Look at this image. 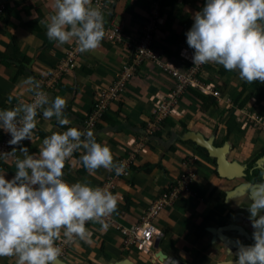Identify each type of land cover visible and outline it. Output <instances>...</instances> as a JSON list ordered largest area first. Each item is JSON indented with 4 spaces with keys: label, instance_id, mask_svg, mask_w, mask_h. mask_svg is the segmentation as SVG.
Instances as JSON below:
<instances>
[{
    "label": "crops",
    "instance_id": "1",
    "mask_svg": "<svg viewBox=\"0 0 264 264\" xmlns=\"http://www.w3.org/2000/svg\"><path fill=\"white\" fill-rule=\"evenodd\" d=\"M110 1L113 17L123 26V42L113 44L102 40L94 51L79 50L81 56L75 70L65 74L59 86L49 90L45 82L76 42L57 45L47 38L41 21L52 14V0H0V5L6 7L0 18V109L33 99V93L23 85L31 76L50 97L59 95L67 101L64 116L71 121L60 126L55 117L45 119L41 112L36 117L31 141L24 140L14 148L17 158H22L20 147L38 155L42 139L51 132H62L68 127L83 129L96 95L114 83L123 64L129 61L140 32L151 20L156 23L159 16L163 20L153 41L156 52L183 69L190 66L183 57L193 54L185 34L193 24V14L203 8L205 0ZM206 67L204 82L215 83L224 102L208 95L217 104L203 107V101L186 93L179 99L185 113L156 125L154 135L148 137L147 130L153 124L150 98L172 90L176 80L146 61L93 130L96 141L110 147L116 164L132 150L128 146L130 141L149 138V148L137 155L130 177L119 176L111 190L118 194V205L109 216L115 224L126 228L138 224L150 205L176 183L185 171L183 165L187 160L197 158L193 164L195 179L191 193L182 194L154 220L162 235L151 253L146 255L135 247L125 250L115 226L105 221L106 227L89 221L88 237L74 238L57 264H177L175 261L235 264L236 242L253 243L248 211L251 201L247 193L249 185L256 182V177L250 178L249 173L257 169L264 171V127L251 126L249 119L255 112L264 117V95L258 92L264 83H247L239 78L237 71H227L216 63H207ZM227 99L233 101V107L226 106ZM234 119L237 125L232 123ZM5 135L0 130V140ZM204 142H210L215 150L211 152L203 147ZM257 143H261V148ZM198 147L207 153L200 152ZM226 147L230 151L222 152ZM82 154L83 149H79L75 158L65 165L64 179L68 183L87 181L93 187L105 188L115 176V170L100 168L89 174L81 164ZM226 156L228 161L224 164L221 157ZM236 162L245 170L239 172ZM252 164L255 165L250 171ZM0 171L6 173V179H11L16 171L15 160L0 159ZM15 261V257H0V264H15Z\"/></svg>",
    "mask_w": 264,
    "mask_h": 264
},
{
    "label": "clouds",
    "instance_id": "2",
    "mask_svg": "<svg viewBox=\"0 0 264 264\" xmlns=\"http://www.w3.org/2000/svg\"><path fill=\"white\" fill-rule=\"evenodd\" d=\"M111 5L109 0L106 17L113 16ZM51 8L52 14L41 21L50 41L57 45L75 41L81 52L94 51L106 41L103 13L93 7L92 0H52ZM185 35L193 64L216 63L237 71L247 83H264V0H205ZM122 42L123 37L118 43ZM23 85L33 93L32 101L0 109V130L11 137L8 144L12 146L31 141L41 112L45 119L55 117L60 126L71 123L64 116L67 101L63 97H50L31 76ZM190 89L187 93L195 97ZM79 149L89 174L100 168L122 173L124 166L114 163L110 147L98 143L92 131L77 127L45 136L38 155L20 147L22 158L15 160L11 179L0 171V257H15V264H57L62 249L56 242L62 236L65 242L84 240L89 235L87 222L104 225V219L116 211L118 194L87 181L64 179L66 161ZM7 155L0 152V157ZM247 197L253 243L236 242L235 264H264V182L249 185Z\"/></svg>",
    "mask_w": 264,
    "mask_h": 264
},
{
    "label": "built area",
    "instance_id": "3",
    "mask_svg": "<svg viewBox=\"0 0 264 264\" xmlns=\"http://www.w3.org/2000/svg\"><path fill=\"white\" fill-rule=\"evenodd\" d=\"M92 5L93 7L101 10L104 16L105 36L103 39L109 40L114 44L120 42L122 40V25L118 23L113 16H105L106 8H109V0H92ZM5 11L6 8L1 5L0 18L4 15ZM156 14L157 16L160 15L158 6ZM152 21L153 20L145 24L138 43L133 45V52L129 61L123 64L122 69L117 75L114 83L105 89H101L96 95L93 109L91 110L87 121L84 123L86 128H95L100 118H102L109 110L111 103L119 100L121 93L126 90L127 84L135 77L140 65L146 61L154 63L163 71L172 75L176 80L175 86L172 90H169L164 94L158 93L150 98V101L153 103V124H151L147 130L148 137L154 135L156 125L164 123L169 118L180 117L185 113L179 105V99L182 95L187 93L190 88H196L203 94L215 96L218 102H224L222 93L218 88H216L217 86L213 82L205 83L203 78L197 72L198 68L203 66V64H193L192 56L185 55L186 59L190 62V66L187 69H183L170 61H165L156 52L153 47V41L159 26L163 24V20L159 16L156 23H152ZM78 55L79 48L75 45L74 48L67 51L65 58L56 67V69L52 71L51 77L45 82L44 86L49 90L59 86L63 76L76 67ZM45 92L48 93L47 90ZM227 100L228 102L226 106L233 107V101L230 99ZM249 124L251 126L258 125L260 127H264V117L256 114L255 112L250 115ZM148 137H143L139 140H132L128 143V146L131 147L132 150L128 153V156L126 155V157L120 161V164L124 166V169L120 175H117L115 172V176L110 178L106 183V189L109 191L113 190L114 181L119 176L130 177L133 166L132 164L135 162L137 155L142 152L146 153L149 148ZM10 138L11 137L6 134L4 138L0 140V152L8 153L7 156L0 157L2 160L10 158L16 160L18 157L16 151L14 150L16 146L8 144V140ZM78 151L79 150L76 152ZM73 156L66 161V164L72 160ZM196 160L197 158H192L184 163L183 166L185 171L181 174L176 183L171 185L169 189L162 193L150 205L146 214L141 218V221L138 224L126 228L120 224H115L114 220L111 219L110 216L104 219L106 223L115 226L116 230L121 234L123 238V248L125 250L135 247L146 255L151 253L158 237L162 235L161 231L155 225L154 220L166 208L172 207L182 194L191 193V184L195 179L193 164ZM73 241L74 239L71 242H65V238L61 237V240L57 243V245L62 249L60 258L65 256L69 244L73 243Z\"/></svg>",
    "mask_w": 264,
    "mask_h": 264
},
{
    "label": "trees",
    "instance_id": "4",
    "mask_svg": "<svg viewBox=\"0 0 264 264\" xmlns=\"http://www.w3.org/2000/svg\"><path fill=\"white\" fill-rule=\"evenodd\" d=\"M106 42H111V41L106 40ZM111 43H112V42H111ZM80 56H81V54L78 55V59H77V61L79 60V57H80ZM75 68H76V67H75ZM75 68H74L72 71H74ZM72 71H70V72H72ZM70 72H67V74H69ZM136 73H137V72H136ZM135 75H136V74H135ZM190 90H191V92L195 95V98H197V99L203 101V102H202V104H203L202 106H203V107L217 104V101H216V99H215L213 96L204 95V94L201 93L200 91H196V90L193 89V88H191ZM258 92H260L261 96H263V95H264V88H259V89H258ZM232 123H233L234 125H237V122H236L235 119L232 120ZM230 127H231V125H229V128H230ZM229 133H230V131H229ZM225 140H227V139H225ZM197 149H198L200 152H206V153H207V150H205V149H203V148H201V147H198ZM256 161H257V160H256ZM253 165H255V164H252V167H250V171L253 170V168H254ZM263 175H264V171H263L262 169H257L256 172L252 171V173H251V172L249 173L250 178H254V177H256V179H255L256 182H264V176H263Z\"/></svg>",
    "mask_w": 264,
    "mask_h": 264
},
{
    "label": "water",
    "instance_id": "5",
    "mask_svg": "<svg viewBox=\"0 0 264 264\" xmlns=\"http://www.w3.org/2000/svg\"><path fill=\"white\" fill-rule=\"evenodd\" d=\"M203 147H205L206 149H208L209 151H214L215 149L213 148V146H212V144H210V142H204L203 143V145H202ZM227 150L228 151H230V147L228 148V147H226V148H224V150L222 151V152H227ZM221 159H223L224 160V164H225V161L227 162L228 161V156H226V157H221ZM221 164V163H220ZM224 164H221L222 166H225ZM238 165V167H239V172H240V170H241V172H242V168H244L239 162H236V166ZM244 170H245V168H244ZM244 175V174H243ZM160 238H161V236L160 237H158V239H157V241H156V244L159 242V240H160ZM156 244H155V246H156ZM158 246V245H157ZM177 264H181V263H179L178 261H175ZM126 263V262H125Z\"/></svg>",
    "mask_w": 264,
    "mask_h": 264
},
{
    "label": "rangeland",
    "instance_id": "6",
    "mask_svg": "<svg viewBox=\"0 0 264 264\" xmlns=\"http://www.w3.org/2000/svg\"><path fill=\"white\" fill-rule=\"evenodd\" d=\"M1 6V5H0ZM4 6V5H3ZM5 7V6H4ZM6 8V7H5ZM183 57H185V55H183ZM186 61H188V59H186V57L184 58ZM188 63V62H187ZM189 68V67H188ZM205 70H207V67H205L204 65L203 66H201V67H199L198 68V70H197V72L199 73V75L202 77V76H204V71ZM203 78V77H202ZM215 84V83H214ZM216 85V84H215ZM217 86V85H216ZM90 113H91V111H90ZM90 113L88 114V116L85 118V120L83 121V129H81V130H89V131H92L93 132V130H96L97 129V126H98V122H100V120L101 119H103L104 117H105V115H106V113L104 114V116L102 117V118H100V120L97 122V124H96V126H95V128H92V129H89V128H86V126L84 125V123H85V121H87V119H88V117H89V115H90ZM83 139V138H82ZM256 146H258V147H260L261 148V143H257V145ZM193 191V190H192ZM165 246V245H164ZM166 247V246H165Z\"/></svg>",
    "mask_w": 264,
    "mask_h": 264
},
{
    "label": "flooded vegetation",
    "instance_id": "7",
    "mask_svg": "<svg viewBox=\"0 0 264 264\" xmlns=\"http://www.w3.org/2000/svg\"><path fill=\"white\" fill-rule=\"evenodd\" d=\"M246 171H247V169H246ZM245 174H247V172H246ZM246 176H247V175H246Z\"/></svg>",
    "mask_w": 264,
    "mask_h": 264
}]
</instances>
